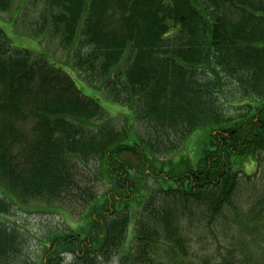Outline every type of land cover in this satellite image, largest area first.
<instances>
[{"label": "trees", "instance_id": "1", "mask_svg": "<svg viewBox=\"0 0 264 264\" xmlns=\"http://www.w3.org/2000/svg\"><path fill=\"white\" fill-rule=\"evenodd\" d=\"M43 27L130 123L114 129L44 51L12 47L0 29V264H32L3 220L31 200L85 204L80 232L39 239L49 258L99 264L122 250L118 264H163L160 248L183 246L180 216L218 215L237 188L235 163L264 157V0H45ZM90 161L110 200L83 185Z\"/></svg>", "mask_w": 264, "mask_h": 264}, {"label": "rangeland", "instance_id": "2", "mask_svg": "<svg viewBox=\"0 0 264 264\" xmlns=\"http://www.w3.org/2000/svg\"><path fill=\"white\" fill-rule=\"evenodd\" d=\"M44 6L45 0H12L6 10L0 9V29L12 47L42 55L44 51L48 60H54L56 67L74 80L84 96L99 102L111 118L110 125L121 131L130 123V120H126L129 117L127 108L110 102L95 84L79 79L81 76L77 72L76 77L70 52L56 39L43 38V32L39 33L40 30H47L43 27ZM220 103L232 115L240 112L228 110L223 101ZM132 130L145 132L142 125L135 123L132 124ZM191 140L184 141L178 151H189ZM79 168L90 180L83 185L88 186L94 195L106 196L110 200L113 194L110 185L93 179L99 168L98 163L90 161L79 165ZM234 168L240 173L229 204L212 217L206 213L204 216L201 208L191 207L192 216H180L177 224L183 237V246L178 244V238L168 241V246L160 248L155 259L163 264H264V157L259 163L253 158L238 161ZM148 183L152 184L151 179ZM127 194L132 195L130 192ZM15 203L10 215L3 216V220L16 225L23 236L24 259L30 260L32 264H38L43 259L45 262L46 259L51 260L50 264H71V257L64 253L56 255L57 258L47 257L39 245V239L45 241L52 232H80L86 214L85 204H47L40 200ZM122 252L120 250L108 263L99 264H118Z\"/></svg>", "mask_w": 264, "mask_h": 264}, {"label": "water", "instance_id": "3", "mask_svg": "<svg viewBox=\"0 0 264 264\" xmlns=\"http://www.w3.org/2000/svg\"><path fill=\"white\" fill-rule=\"evenodd\" d=\"M124 157H126V159H128L133 165H136L138 163L137 158L130 153L124 155ZM124 157L121 158L123 159ZM131 185L133 186V183ZM121 187L122 186H120V188Z\"/></svg>", "mask_w": 264, "mask_h": 264}, {"label": "flooded vegetation", "instance_id": "4", "mask_svg": "<svg viewBox=\"0 0 264 264\" xmlns=\"http://www.w3.org/2000/svg\"><path fill=\"white\" fill-rule=\"evenodd\" d=\"M120 186H122V187L120 188V189L122 190V189H124V186H125V185H120ZM130 186L133 187L134 185H133V186L130 185Z\"/></svg>", "mask_w": 264, "mask_h": 264}]
</instances>
